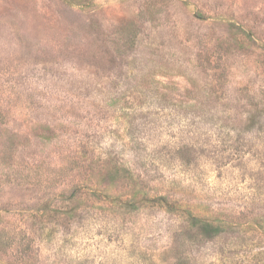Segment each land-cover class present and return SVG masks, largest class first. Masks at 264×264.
Wrapping results in <instances>:
<instances>
[{"label":"rangeland","instance_id":"374dc122","mask_svg":"<svg viewBox=\"0 0 264 264\" xmlns=\"http://www.w3.org/2000/svg\"><path fill=\"white\" fill-rule=\"evenodd\" d=\"M0 264H264V0H0Z\"/></svg>","mask_w":264,"mask_h":264},{"label":"trees","instance_id":"16d2710c","mask_svg":"<svg viewBox=\"0 0 264 264\" xmlns=\"http://www.w3.org/2000/svg\"><path fill=\"white\" fill-rule=\"evenodd\" d=\"M161 199H162L161 201H163V202H159L161 205H164L170 208H176L179 210H183V208L179 206L181 204L170 203L166 198H161ZM183 211L187 215V219L190 222V226H192V228L194 229H197L200 232V234H202L203 236L207 238L208 237L213 238L221 232L219 227L211 224L210 222L202 218L194 216L191 211H188V210H183Z\"/></svg>","mask_w":264,"mask_h":264}]
</instances>
